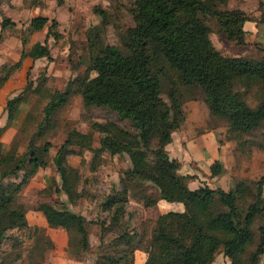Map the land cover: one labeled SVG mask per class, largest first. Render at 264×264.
I'll list each match as a JSON object with an SVG mask.
<instances>
[{"label":"trees","instance_id":"1","mask_svg":"<svg viewBox=\"0 0 264 264\" xmlns=\"http://www.w3.org/2000/svg\"><path fill=\"white\" fill-rule=\"evenodd\" d=\"M55 1L61 4L64 0ZM225 1L133 0L128 8L133 25L120 32V46L104 42L107 12L98 8L100 23L89 26L86 32L89 45L86 69L69 80L63 89L51 92L43 108V123L21 154L16 146L4 148L1 135L17 120L20 103L25 99L24 90L31 82L27 81L21 91L7 98L6 123L0 126V244L9 236L8 231L28 226L26 211L16 206L18 188L6 184L4 177L23 170L24 182L32 172L47 164L51 142L46 140L40 145L34 138L52 125L54 112L73 93H79L85 106H108L119 118L129 119L135 131L113 120H95L91 126L101 134L97 146H93L91 132L72 128L56 149L52 161L60 184L54 191L65 193L68 205L57 206L55 202L40 200L35 210L43 214L49 225L69 233V244L73 241L75 247L71 250L73 253L90 249L87 225L91 219L70 207L83 196L78 188L80 171L67 160L79 147L92 151V161L104 151L125 154L129 160V166L119 174L116 184L100 203L110 216L108 221H97L101 230L97 248L109 250L97 251L93 264H134L137 248L145 251L144 264H210L218 249L229 258L230 264H264V222L257 226V234L253 228L255 220L264 213V174L251 182L256 188L255 194L250 191L253 198L243 211L239 205L246 188L243 180L227 190L207 183L191 188L187 179L195 175L178 173L180 162L170 157L166 149L172 132L185 119L181 87L198 86L203 90V100L210 113L227 120L225 139H238L264 124V57L225 55L209 36V21L214 20L227 39L236 44L247 42L244 23L251 16L238 7H222ZM13 24L14 20L6 15L0 20L1 28ZM57 25L56 18L39 14L31 17L23 31L31 33L46 26V35L58 38ZM27 40L23 35L22 44ZM25 52L33 59L52 60L46 42L36 41ZM19 65L20 60L2 64L0 83ZM163 79L171 83L169 102L161 96ZM234 79L254 89L259 98L256 106H250L240 93L232 91ZM209 169L211 176L221 174L224 163L216 160ZM145 185L157 191L154 200H145L146 205L163 199L179 207L159 213L150 240L144 246L143 231L128 225L121 231L118 229L105 243L104 232L123 226L120 219L129 193ZM45 190L48 188L40 191ZM254 241V249L247 251ZM29 256V264H45L35 259L32 251ZM38 256L44 257V254Z\"/></svg>","mask_w":264,"mask_h":264},{"label":"rangeland","instance_id":"2","mask_svg":"<svg viewBox=\"0 0 264 264\" xmlns=\"http://www.w3.org/2000/svg\"><path fill=\"white\" fill-rule=\"evenodd\" d=\"M132 1L64 0L63 3L57 4L55 0H0V20L4 15L14 20L13 25L7 26L8 33L19 37V39L26 35L28 40L25 46L28 48L36 41L46 42L52 55V60H48L46 57L37 58L36 63L31 65L27 71L26 82L30 81L31 84L24 90L25 99L20 103L18 115L21 117L16 118L18 130L12 136L13 138L6 135L10 143L4 148L8 149L13 145L18 149L19 154L24 153L29 139L32 138L38 126L43 123V108L49 100L51 92L57 88L63 89L69 80L86 69L89 59L86 32L89 26L101 21V16L96 10L101 8L107 12L108 22L103 32L104 42L120 46V32L133 25L128 10ZM261 2L263 0H226L224 2L222 7H238L245 10L251 16L252 22L247 23L245 27L247 28L245 29L247 42L236 44L227 39L214 20H210L211 32L209 36L219 51L229 56L264 57V3L261 4ZM39 14L46 15L49 19H57L56 29L60 34L58 38L47 36L46 26L31 33L23 31L31 17ZM2 73L0 70V74ZM170 86L171 83L163 79L161 96L168 102ZM181 89L184 101L204 99V92L198 86L181 87ZM232 91L240 93L250 106H256L259 101L254 89L246 88L241 80H233ZM205 106L207 105L205 104ZM209 114L213 116L210 112ZM95 120H113L122 127L135 131L131 121L127 118H119L115 110L105 105L85 106L80 94L73 93L69 100L54 112L50 122L52 125L47 127L40 137L34 138V141L40 145L46 140L51 142L46 156L47 164L32 172L24 182H22L23 170H19L15 174L11 173L3 179L6 184L18 188L16 190L17 207L24 210L30 209L36 206L40 200L55 202L57 206L61 203L68 205L65 193L54 191V187L60 184V178L52 158L72 128L91 132L94 139L93 146H97L101 134L91 126L92 121ZM219 120L226 128L227 120L222 116H219ZM222 136L225 139V132ZM231 140L235 142V145L231 158H229V167L224 171H230L229 188L235 185L238 180H243L242 183L246 188L242 192L243 197L239 199V205L245 211L256 190L251 182L264 174V124L248 134H243L238 139ZM222 141L221 139L220 142ZM92 156L91 150L79 147H76V151L67 156L69 164L77 167L80 171L81 178L78 188L82 190L83 196L73 203V206L78 208L79 212L82 211L86 218L91 219L87 225L90 249L84 252L78 249L77 253H73L71 251L75 248H73V241L72 244H69V238H66L69 233L64 234L59 229L52 230L55 234H48L47 228L43 226L15 227L12 231L7 232L9 236L0 244V264H29L31 251L35 259L43 260L45 264H69L71 257L77 260H88L87 264H93L97 257V251L103 252L107 249L98 250L97 248L101 236L100 225L97 221L100 219L108 221L110 216L108 211L101 208L100 203L116 184L119 174L129 166V160L125 154H110L106 151L102 152L96 161H92ZM177 172L180 173L179 168ZM189 182H194L193 184H198V186L207 183L206 180H196L195 176L188 178L187 184ZM207 184L211 187L219 186ZM27 186H30L27 192L19 193ZM42 188H48V190L42 192L40 191ZM140 188L136 189L134 195L129 193V201L120 219L123 226L104 232L105 243L117 233L118 229L123 230L125 225L143 231L142 246L150 240V234L159 211L154 204L146 205L145 200H154L157 191L148 185ZM250 191H253V195H250ZM262 222H264V213L254 222L255 234H257V226ZM255 243L256 241L250 244L247 251L253 250ZM38 254H44V257H40ZM210 264H230V260L221 249H218Z\"/></svg>","mask_w":264,"mask_h":264},{"label":"crops","instance_id":"3","mask_svg":"<svg viewBox=\"0 0 264 264\" xmlns=\"http://www.w3.org/2000/svg\"><path fill=\"white\" fill-rule=\"evenodd\" d=\"M251 22V20L246 21L244 23V28L247 26V23ZM254 24L256 25V23ZM255 25L254 28H256ZM6 29L7 26L1 28L0 25V66L4 63L9 64L18 60H20V65L11 73V75H9V77H7V79L0 83V126L6 123L4 106L7 98L17 94L25 86L27 71L37 60L27 56L25 51L28 50V47L25 46L26 44L23 45L19 37L9 34ZM2 30L4 31L2 32ZM204 102L203 99L199 98L190 99L184 102L183 108L185 110V119L181 125L172 132V139L166 145V149L170 157L176 158L180 162V173L195 174L196 180H206L210 185L217 184L227 190L229 189L228 177L230 176V171H223L221 174L211 176L209 168L216 160H221L224 163L225 169L228 168L230 164L229 158H231L235 142L231 139L226 140L222 138L227 127L225 128L222 126L219 116H211L209 114L210 111L208 105L205 102L207 105L205 106ZM18 116L19 118L21 117L20 115ZM17 130L18 124L17 120H15L3 131L1 140L4 147L10 143L9 139L6 138V135L12 137ZM220 139L223 141L220 142ZM193 183L194 182H189V187L194 188L198 186V184ZM29 188L30 186H27L19 193H25ZM134 193L135 192H131L130 195H134ZM154 205L159 213L177 207L176 203H171L163 199H159ZM70 207L79 211L78 208H75L71 204ZM25 211L28 226L46 227L48 234H55L52 231L53 229L62 230L64 234L67 233L64 232L65 229L61 227L49 225L43 214L40 211L35 210V206L26 209ZM81 213L83 212L81 211ZM66 238L68 239V235ZM134 254V264H144L145 251L142 248H137ZM87 263L88 260H77L74 259V257H71L69 264Z\"/></svg>","mask_w":264,"mask_h":264}]
</instances>
